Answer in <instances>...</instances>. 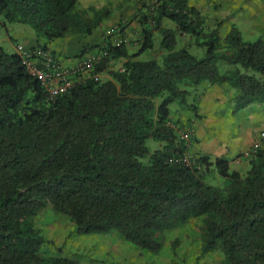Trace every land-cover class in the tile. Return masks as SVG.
I'll return each mask as SVG.
<instances>
[{
	"label": "trees",
	"instance_id": "1",
	"mask_svg": "<svg viewBox=\"0 0 264 264\" xmlns=\"http://www.w3.org/2000/svg\"><path fill=\"white\" fill-rule=\"evenodd\" d=\"M79 1L0 0V33L8 23L27 25L43 51L73 34L92 36L112 11L80 10ZM144 1L139 52L123 43L84 48L108 56L64 94L51 96L18 53L0 46V264H79L42 253L49 242L35 219L48 207L76 234L116 232L153 253L169 231L202 219V254H221L213 264H264V149L243 175L225 158L189 160L188 140L171 126V106L205 83L233 90L238 111L264 104V41H246L236 27L223 40L189 0H157L152 10ZM156 31L166 55L140 60ZM178 36L191 37L203 56L177 49ZM211 169L224 188L208 183Z\"/></svg>",
	"mask_w": 264,
	"mask_h": 264
},
{
	"label": "rangeland",
	"instance_id": "2",
	"mask_svg": "<svg viewBox=\"0 0 264 264\" xmlns=\"http://www.w3.org/2000/svg\"><path fill=\"white\" fill-rule=\"evenodd\" d=\"M144 2L152 10L157 0ZM189 3L200 10L208 31L218 29L223 40L232 27H236L246 41H264V0H189ZM142 4V0H80L78 9H87L90 6L96 9L108 8L112 11L111 17L92 36L73 34L54 41L53 47L57 52L51 51L52 54L62 62L58 52L77 54L86 48L84 45L87 43L101 46L106 43H123L131 54L139 52L143 42L139 24L140 12L143 10L145 14H149ZM12 26L14 49L5 46L4 31H1L4 34L0 35V46L9 53H14V50L18 53V46L30 42L26 40L28 32L36 33L27 25L12 23ZM163 27L175 28V25L165 20ZM161 41L162 34L156 31L154 48L143 53L139 59L161 61L166 55L161 48ZM44 42V39H40L41 44ZM182 47L199 57L205 51L198 48L189 36H178L177 49ZM73 58L75 56L69 57L70 60ZM124 61H118L100 78L109 79L111 71L120 69ZM92 71L91 67L84 78ZM235 96V92L228 87L211 86L208 83L191 89V94L183 103H174L171 106V126L188 140L189 160L201 156H208L212 161L218 157L225 158L232 171L245 175L257 150L264 149V104L252 105L238 111ZM148 145L153 150L161 146L153 141H149ZM206 180L211 185L225 187V180L214 169L207 173ZM35 224L49 242L42 249L44 255L68 257L79 264H213L221 260L218 252L202 254V219L191 220L188 224L169 231L164 237V247L158 253L135 247L116 232L105 235L76 234L74 223L51 207L41 212L35 219Z\"/></svg>",
	"mask_w": 264,
	"mask_h": 264
},
{
	"label": "built area",
	"instance_id": "3",
	"mask_svg": "<svg viewBox=\"0 0 264 264\" xmlns=\"http://www.w3.org/2000/svg\"><path fill=\"white\" fill-rule=\"evenodd\" d=\"M18 53L30 74L39 79L51 96L67 93L89 68L108 56L104 49L85 55L75 66H65L50 52L18 47Z\"/></svg>",
	"mask_w": 264,
	"mask_h": 264
},
{
	"label": "crops",
	"instance_id": "4",
	"mask_svg": "<svg viewBox=\"0 0 264 264\" xmlns=\"http://www.w3.org/2000/svg\"><path fill=\"white\" fill-rule=\"evenodd\" d=\"M3 19L0 15V23H2ZM12 24L11 23H8L7 24V30H2L5 32V38L3 39V42L6 44L5 46H9V48L11 47V49H14L13 47V31L12 30ZM28 31V30H27ZM12 32V33H11ZM29 34L27 35L26 37V40L30 41L28 44H25V45H22L24 48L26 49H36V48H39V44L37 42V38H36V35L35 34H31V32H28ZM4 33H0V35H3ZM32 38V39H31ZM53 43L54 42H49L47 43V49L49 51H56V49L53 47ZM97 45H100V44H85L84 47H95ZM57 52V51H56ZM83 50H81L79 53L77 54H71L69 52H62V53H57V55L60 56V59L62 60V63L64 65H71V66H74L76 65L79 61H80V55L82 54ZM14 53L15 50H14ZM72 56H75V58L73 59H69V57H72Z\"/></svg>",
	"mask_w": 264,
	"mask_h": 264
},
{
	"label": "clouds",
	"instance_id": "5",
	"mask_svg": "<svg viewBox=\"0 0 264 264\" xmlns=\"http://www.w3.org/2000/svg\"><path fill=\"white\" fill-rule=\"evenodd\" d=\"M20 46H22V45H20ZM19 47V46H18ZM36 49H39V48H36ZM99 49H103V48H96V49H94V50H99ZM94 50H91V51H89L88 53H90V52H92V51H94ZM47 52H50L51 54H52V52L51 51H49V50H46ZM88 53H85V54H83V55H81L80 56V60L85 56V55H87ZM19 54V53H18ZM53 55V54H52ZM54 56V55H53ZM54 57H56V56H54ZM57 58V57H56ZM58 59V58H57ZM60 62V61H59ZM61 64H63L62 62H60ZM64 65V64H63ZM67 66V65H66ZM75 66V65H74ZM90 69V68H89ZM86 75V74H85Z\"/></svg>",
	"mask_w": 264,
	"mask_h": 264
}]
</instances>
